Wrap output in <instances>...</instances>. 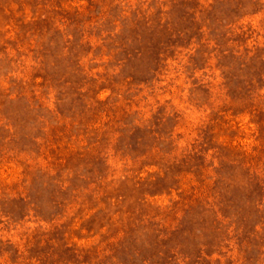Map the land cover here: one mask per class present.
Listing matches in <instances>:
<instances>
[{
  "label": "rangeland",
  "instance_id": "1",
  "mask_svg": "<svg viewBox=\"0 0 264 264\" xmlns=\"http://www.w3.org/2000/svg\"><path fill=\"white\" fill-rule=\"evenodd\" d=\"M0 264H264V0H0Z\"/></svg>",
  "mask_w": 264,
  "mask_h": 264
}]
</instances>
